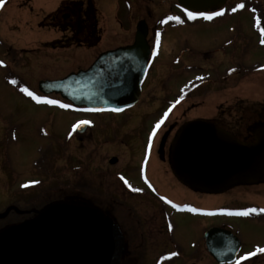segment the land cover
Masks as SVG:
<instances>
[{"label": "rangeland", "instance_id": "obj_1", "mask_svg": "<svg viewBox=\"0 0 264 264\" xmlns=\"http://www.w3.org/2000/svg\"><path fill=\"white\" fill-rule=\"evenodd\" d=\"M154 1L161 6L166 0ZM2 2L0 123L3 122L8 131H11L10 137L15 135L18 142L10 146L12 167L9 169L14 180L18 182L14 187H9L11 175L8 169L4 168L0 152V213L5 214L9 205L14 204L20 184L33 183L38 186L44 184L45 187L43 192L35 191L36 194L42 193L46 197L44 201L41 200L33 206L17 205L25 211L45 207L44 203L48 202L51 195L53 198L55 196L56 202L79 198L97 199L95 192L101 183L98 171L102 169L122 171L127 167L129 169L135 167L139 156L134 154L137 150L141 152L143 141L134 135L140 132L141 137L144 136L147 127L153 136L160 134V128L161 133L165 129L162 134L163 141L174 126L180 127L183 123L189 122L184 120L194 116L214 115L221 105L234 110L241 107L254 111L258 119L264 120V44L260 42L258 45V32L252 27L253 23H258L257 16L264 21V0H231L229 6L233 7L237 2L236 5L240 3L243 8L231 15L223 13L222 17L219 15L216 21L210 24L192 20L183 13L166 14V6L156 8L150 13H141L140 9L141 12L130 15L125 9L124 12L116 13L112 8H106L105 12L100 14L101 19L97 26L100 34L103 33V39L92 49H82L75 44L61 45L64 41L59 40L69 36L68 33L62 32L61 28L48 25L55 14L60 12L66 15L69 13L68 6L79 7L83 5L84 0H2ZM138 5L142 6L140 2ZM250 8L255 9L257 13L254 14ZM143 18L147 20L152 36L154 23L160 20L161 26L158 30L163 31V39H160V56L153 59L152 72L144 96L136 109L119 115L85 113L60 107L61 104L70 107L71 105L57 95H49L51 100L58 102L56 107L35 106L22 95L20 89L37 91L42 80L63 79L68 74L86 69L101 53L132 44L136 25ZM102 28L104 32H101ZM18 51L19 56L16 55ZM235 54L237 57L239 54L244 57L237 58L236 61L232 57ZM13 57L14 62L10 61ZM211 65H215L218 71L199 72V69L206 70ZM238 70L240 73L237 74ZM200 78H205V82L201 83L204 80ZM175 103H178V109L170 116L168 119L170 121H165L169 116L166 110L170 104ZM260 105L263 108H260ZM162 110L164 112L161 114ZM237 112L233 113L234 118H237ZM81 119L99 123L100 130L97 133L103 130L104 135L100 136V133L98 136L93 131L90 132L94 135L92 137L88 131L83 142L78 140L77 135H75L78 137H75L77 140L74 138L70 141L73 125ZM109 119L117 121L112 134H121L120 139L132 143L133 147L107 146L112 140L107 141L103 137L111 138V135L108 136L110 132L106 130ZM135 122L142 127L130 131L129 126ZM235 122H239L241 127H250L258 122L264 123L242 118ZM17 128L19 131H16ZM1 131L0 125V140ZM89 153L91 157L87 155ZM85 155L88 156L87 159ZM113 156L120 158L119 166L109 164L108 159ZM157 161L158 174L154 171L152 176L159 180L170 195L169 189L175 190L168 185L171 181L167 178L168 175L164 176ZM75 165L83 166V171L79 174L74 173L71 167ZM81 176L86 177L89 182V190L75 192L77 188L75 186ZM103 181L106 191L116 192L117 189L110 178ZM179 192L180 202H198L205 209L230 207L231 204H235L233 207L242 206L248 209L254 206L264 207V185L249 190L235 189L232 193L223 195L191 194L186 189ZM71 193L75 196L72 197ZM172 193L175 195V192ZM120 196L125 199L122 194ZM101 203L110 204L107 200ZM126 204L133 206L134 209L135 205L139 210L144 208L137 201L134 203L128 201ZM14 220H22V217L14 216L1 221L0 227H6ZM197 221L202 223L207 220L192 219L187 215L176 216L175 224L179 227L177 237L184 247L192 241L197 243L203 239L205 230L201 224L195 230ZM211 222L236 224L247 253H252L255 249L260 251L264 249V216L256 215L254 218L236 221L218 218ZM202 263L213 264L212 259L202 260ZM139 264H142V261ZM249 264H264V258Z\"/></svg>", "mask_w": 264, "mask_h": 264}, {"label": "flooded vegetation", "instance_id": "obj_2", "mask_svg": "<svg viewBox=\"0 0 264 264\" xmlns=\"http://www.w3.org/2000/svg\"><path fill=\"white\" fill-rule=\"evenodd\" d=\"M139 2L140 4H142V6L138 5ZM230 2L231 0H229L226 7L223 8L221 11L225 10L224 13L226 14L229 13L231 15L233 13H237L238 10L243 8L240 7V5H242L240 3L239 5H236L237 2H235V5L233 7L229 6V4H231ZM121 3H122V7H120ZM163 3L164 5L158 6V4L154 0H84L83 5L79 7H75V8L68 7L69 13H67L66 15L61 14L60 12L58 14H55L51 18V21L48 23V25L55 26V28H61L62 32H65L66 34L68 33L69 36H67L66 38L64 36L62 40H59V41H64L63 44L61 45L75 44L77 47L82 49L83 48L92 49L95 46H98L103 39V33L100 34L99 30H97V26L99 25L98 23L99 19H101L100 14L105 12L106 8L108 9L112 8L116 13L124 12L125 9V11H127V14L130 15L133 13H138L140 9L142 11V12L140 11L141 13H148V12L150 13V11L153 12L156 8L161 9L164 6H166L167 7L166 8L167 10H165L166 14L177 13V12L183 14L187 13L186 11H184L183 8H181L178 0H166L163 1ZM111 4H114V6ZM212 13L211 14L209 13V15L212 16L218 12L216 11ZM222 16L223 13L220 15V17ZM198 17H201V19H203L205 15H201ZM72 19H74V21L70 22V20ZM87 21L89 23H87ZM215 21L216 19L212 16V18L210 20H207L205 24L214 23ZM140 22H146V25L148 27L147 29L148 39L146 40L148 41V45L151 48V52L153 51L156 52L154 56L151 54L149 60H147L148 62L146 68V75L142 83V91H141L142 92L141 100H142L144 96V91L146 89L148 80L150 78L149 75H151L150 73L152 72L151 70H152L153 59L160 56V50H159L160 42H161L160 39H163V31L158 30L159 26H161L160 20H157L154 23L155 25L153 31L154 36L150 34L152 33V30L150 32L149 24L147 23V20H145L144 18L137 23L136 30ZM252 27L254 31L258 32L257 34L258 45L260 42L264 44V21L261 19L259 23H253ZM136 30L133 34V39H134L133 43L120 47H127L134 44L137 34ZM160 31L162 32V35ZM101 32H104L103 28L101 29ZM16 55L19 56V51L17 52ZM98 57L99 56H97L96 59ZM232 57L235 58V60L237 61V58L241 59L240 57H244V55L239 54V57H237V54H235ZM14 60L15 58L13 57V60L11 59L10 61L14 62ZM7 61H9V59H7ZM92 64H90L86 69H80V70H87ZM215 65H211L206 70L199 69L200 70L199 72L210 71V70L217 72L218 68H216ZM236 73L238 74L240 73V71L238 70L236 71ZM46 80H42V81H46ZM201 80H204L201 81V83H204L206 79L203 78ZM201 83H199V85ZM37 89H38L37 91H31L29 89L28 90L34 93L35 96L40 97L42 100H51L50 96H46L41 93L40 85ZM21 93L25 98L29 99L28 102L31 101L35 106H43V107L56 106V104H47L43 102H38L36 99H33V97L28 96L23 91H21ZM140 101L133 109H136V107L140 104ZM171 105L172 104H170V106ZM221 106L217 108V113L214 115H210V116L203 115L197 117L194 116V118L192 117L184 121H197L202 119V121L212 122L215 125H217L219 128L227 132H230L232 136L234 135L235 138H238L243 143H252L255 142L256 136H262V137L264 136V123L262 124V122L253 124V126L250 127L248 126L241 127L239 122L238 123L235 122L238 121L240 118H242V120H248V121H264L258 119L254 111L245 110L241 107H238L237 110H234L232 108L229 109L227 106L226 107H221ZM260 108H263V106L260 105ZM177 109H178V103H176V106L173 108V110L169 112L170 114L167 118H165V121H170L168 119L173 113H175L174 111H176ZM164 110H162L161 114L164 112ZM168 110L169 108L166 111L168 112ZM83 111L85 113H89L87 110H83ZM234 112H237L236 114L237 118H234L235 117L234 116L235 114H233ZM137 120H139V118ZM83 121H87V120L84 119L77 121V123L74 125L72 131L73 134L70 135L72 136L70 141H73L75 137L79 136L76 132L78 128L76 127V125L82 124L81 122ZM108 121L109 123L107 124L106 130L110 132L108 136L111 135V138L109 137L106 138V136L103 138H105V140L107 139V141L108 140H112V141H110L107 146L111 148H115L113 147L114 145H119V147L121 148L124 147L129 148L131 145L133 147L132 143L131 144L129 142L126 143L120 139L121 134L119 135L112 134L113 129H115L114 127H116L115 123H117V121L110 119ZM87 122L88 123H87L86 132L83 135H80L79 138L77 137L80 142H83V140H85L84 136L88 131L89 133L93 131L97 133L100 130L99 123L97 122L94 123L92 121H87ZM0 125L2 126L0 152L2 153L3 163L5 164V167L3 164V167L8 169L11 175V181L9 187L10 186L14 187L18 181L14 180L12 176L13 173L9 170L12 167L11 164L12 150L10 146L12 147V144L18 142L15 140V135L10 137L11 131H8L6 126L3 124V122H1ZM139 127L140 124L135 122L134 124H132V126H129V130L130 131L132 130L134 131L137 129L139 130ZM180 127L174 126L172 128L170 136L168 140L165 141V146L163 148H162L163 133H161L162 130H159L160 134H155L154 136L151 134L148 127L145 130L144 136L142 135L141 137L140 132H138V135L136 134L134 136L135 137L139 136V138L143 141V142L141 141L143 144L142 145L140 144L142 146L140 147L141 152L140 150H137L134 154L139 156V161H137L138 164L131 169L127 167L122 171H118V170L115 171L111 169H109L108 171L106 169L99 170L98 179L101 180V183L99 185L100 187L96 188L95 196L97 197V199L79 198L77 200H83L91 204L92 206L96 207L99 210L102 217L105 220L110 221L114 226L118 234L117 236H119V241H118L119 243L117 245L119 247L118 249L119 260L117 264H139L141 261L142 264H203L202 260L205 261L211 259L213 264H219L218 262H216L217 260L212 256L211 252H209L210 251L209 244L206 238L207 235L215 229L216 230L221 229L223 231L228 230V232L232 234L233 238H237V240L241 242V248L239 249L240 251L235 258L236 260L234 264H237L238 261L239 264H249L250 262L253 261L255 262L258 261L259 259L261 260L262 258H264V251H259L257 249L253 250L254 254L257 255H253V253H250L252 254L250 255L249 253H247L244 243L242 242L243 240H241L242 239L241 235L237 230L236 224H234L233 222L215 224L211 221L213 219H218V218L236 221V220H246V219L254 218L256 215L264 216V207L254 206V208L248 209L242 206L233 207L235 204H231L230 207L205 209V207H201L198 202L197 203H193V202L191 203L186 201L180 202L179 195L181 194V192H179V190L182 189H186L191 194H196V193L199 195L205 194L199 191H194L193 189L188 188L187 186L179 182V180L175 177L171 169L169 151L172 140L174 139L176 133L178 132L177 130H179ZM16 131H19V129L17 128ZM100 133H97V135L98 136L99 134L100 136L104 135L103 130ZM92 134L93 133H90V135L93 137L94 135ZM115 138L117 139L115 140ZM69 143L68 145H70ZM87 155L89 157L92 156L90 155V153ZM87 155H85L86 159L88 158ZM156 159H158L159 162ZM156 161L159 163L158 164L159 167L162 168V173L164 174V176L166 177V175H168L167 178H169L170 179L169 181H171L170 182L171 184L168 185L173 187L175 190L173 191L169 189L171 193L170 195L169 192L162 186V184L159 183V180L154 178L155 176L154 177L152 176V173L154 171L155 173H157L158 170L156 169ZM108 162L111 166H119L121 164L120 158L117 156L110 157L108 159ZM71 168L72 170L74 169L75 171L74 173L77 174L83 171V166L75 165L72 166ZM108 178H110L112 184L114 182V187L117 189L115 193L114 192L111 193L104 189L105 181L103 180H107ZM114 180L116 181V183ZM78 181L79 182L75 186L77 188L75 190L72 188L75 192L78 190L82 192L89 190V182L87 181L86 177L82 178L81 176V178H78ZM262 185H264V183L256 186L255 185L239 186L230 189L223 194L232 193L233 191H235V189L249 190ZM43 186L44 184L43 185L40 184L38 186L37 184L33 185V183L30 185L27 184L19 185L18 188H20V190L16 194V199L14 201V204L12 203L11 205H9L10 207H8L7 211H5L4 213H7L9 209H11V212L4 219L1 218V215H3V213H0V222L14 216L22 217V220H17V221L14 220L13 223L7 225L4 228L0 227V234H2L8 228L17 226L27 220H30L31 218L37 215V212H39V210L32 209L31 211H27V210L25 211L22 210L24 208L18 207L17 205L24 204L25 206H33L36 205V203L40 202L41 200L43 199L45 200L46 197H44L42 193L41 194L35 193L36 190L40 192L45 191V187ZM172 192H175V195H173ZM71 194L72 197L75 196L73 195L74 193ZM120 194L124 196L125 198L124 200L121 198ZM103 200L109 201L110 204H102L101 201ZM122 200L124 201V203ZM55 201H56L55 196L53 198V195H51L48 199V202H45L44 204L49 205ZM128 201H131L133 203L137 201V203L141 206H144V208L139 210V208L135 205L134 206L135 209H134L133 206H128L126 204V202ZM114 203H116L115 205L118 206L113 205ZM253 209H255V212L251 211ZM243 212H248L249 214L247 216L237 215V213H243ZM179 215L182 216L187 215L192 219L207 220V221H202V223L197 221V224L195 225V230L200 226V224L204 227L205 231H203L204 232L203 239L201 241L197 243L196 241H192L188 243L186 247H184L183 243L179 241L180 238L177 237L178 234L177 232L179 230V227L175 224V221H176V216ZM232 247L233 246H231V248ZM144 256L146 258H144ZM244 257H247V259H244ZM144 259L146 262L144 261Z\"/></svg>", "mask_w": 264, "mask_h": 264}, {"label": "water", "instance_id": "obj_3", "mask_svg": "<svg viewBox=\"0 0 264 264\" xmlns=\"http://www.w3.org/2000/svg\"><path fill=\"white\" fill-rule=\"evenodd\" d=\"M227 2L179 0L184 9L193 13L218 10ZM147 29L146 22H140L132 46L101 54L87 71L41 82L40 91L59 95L77 108L98 114H119L133 108L141 98L151 55ZM85 130V125L78 128L81 134ZM169 152L175 177L194 191L217 195L235 187L264 183V136L243 143L201 119L187 122L178 130ZM10 212L11 209L1 218ZM117 235L112 223L91 204L73 199L53 202L34 218L0 234V264H117ZM206 238L209 252L221 264L232 262L241 246L232 234L221 229L211 231Z\"/></svg>", "mask_w": 264, "mask_h": 264}, {"label": "snow or ice", "instance_id": "obj_4", "mask_svg": "<svg viewBox=\"0 0 264 264\" xmlns=\"http://www.w3.org/2000/svg\"><path fill=\"white\" fill-rule=\"evenodd\" d=\"M3 6V2L2 0H0V7ZM241 8L243 7V5L240 6ZM222 13H217V15H221ZM189 18H195V16L193 15V13L189 12L188 13ZM205 19H211V16H205ZM259 23V22H258ZM13 83H15V81H13ZM21 91L25 92L28 96L33 97V99H36L38 102H43V103H47V104H57V101L54 100H42L40 97L35 96L34 93L30 92L27 88H23L21 89ZM60 107H68V105H63L61 104ZM81 123L87 124V121H83ZM76 127H80V125H76ZM157 128H159V124L157 125ZM251 211H255V209L251 210ZM249 213L248 212H243V213H237V215H244L247 216ZM261 251H264V249H261ZM244 259H247V257H244ZM237 264H239V261L237 262Z\"/></svg>", "mask_w": 264, "mask_h": 264}, {"label": "trees", "instance_id": "obj_5", "mask_svg": "<svg viewBox=\"0 0 264 264\" xmlns=\"http://www.w3.org/2000/svg\"><path fill=\"white\" fill-rule=\"evenodd\" d=\"M68 7H71V6H68ZM96 21V20H95ZM87 23H89L88 21H87ZM95 23V22H94ZM96 25V24H95ZM68 48H70V47H68Z\"/></svg>", "mask_w": 264, "mask_h": 264}, {"label": "bare ground", "instance_id": "obj_6", "mask_svg": "<svg viewBox=\"0 0 264 264\" xmlns=\"http://www.w3.org/2000/svg\"><path fill=\"white\" fill-rule=\"evenodd\" d=\"M174 112H175V111H174ZM171 116H173V114H172ZM163 132H164V131H163ZM163 132H162V133H163Z\"/></svg>", "mask_w": 264, "mask_h": 264}]
</instances>
